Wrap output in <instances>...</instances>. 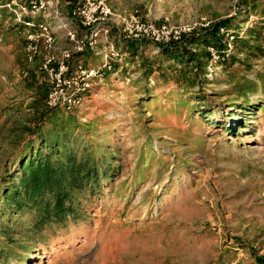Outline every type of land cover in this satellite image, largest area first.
<instances>
[{"label":"rangeland","instance_id":"obj_1","mask_svg":"<svg viewBox=\"0 0 264 264\" xmlns=\"http://www.w3.org/2000/svg\"><path fill=\"white\" fill-rule=\"evenodd\" d=\"M104 1L122 15L136 12L156 24H182L234 15L239 0ZM239 15L244 26L260 18L249 8ZM112 38L124 62L95 81L76 115L81 123L99 124L93 138L101 151L115 156L114 189L89 213L90 223L36 250L40 261L29 264H259L252 252L264 254V111L249 115L253 123L239 136L213 124H193L187 110L167 99L176 84L145 77L142 57L131 59L117 45L124 40ZM155 49H145L144 56L151 58ZM36 60L41 63V55ZM248 62L250 76L264 71V57ZM24 63L15 40L1 34L0 165L15 151L8 109L34 92ZM37 79L47 81L41 74ZM211 79L210 88L232 91L222 68ZM225 100L212 99L220 108ZM29 113L25 108L19 116ZM123 185L128 196L119 200L113 192ZM239 236L247 247L235 239Z\"/></svg>","mask_w":264,"mask_h":264},{"label":"trees","instance_id":"obj_2","mask_svg":"<svg viewBox=\"0 0 264 264\" xmlns=\"http://www.w3.org/2000/svg\"><path fill=\"white\" fill-rule=\"evenodd\" d=\"M67 1L72 5L76 0ZM260 6L261 0H239L234 15L212 21L167 44L128 40L117 45L133 60L142 57L145 77H163L176 84L167 99L187 110L193 124H213L217 130L239 136L253 123L250 116L264 111V71L250 76L248 70L252 67L250 58L264 57V8L259 10ZM247 8L260 14L253 26H244L246 19L239 15ZM34 19L39 21L42 16ZM25 30L6 8L5 0H0V35L13 38L17 49L23 51V65L34 89L29 100L8 109L13 114L9 131L15 134V151L0 165V264L40 261L35 257L36 250L56 245L78 225L90 223L89 213L112 193L117 169L114 154L101 151L102 144L94 141L99 124L81 123L76 115L94 85L82 94V105L49 106V83L37 79L40 74L46 77L39 60L29 63L26 59ZM112 34H116V28ZM150 46H156V52L148 58L144 50ZM120 52L123 59L115 62L116 68L124 62ZM72 62L96 67L90 51L74 55ZM218 68L227 73L231 92L210 88L211 76ZM223 96L224 106L213 105L212 99ZM25 108L30 113L19 116ZM142 178L140 174L134 187ZM125 186L113 192L119 200L128 196L124 194ZM235 239L242 247L249 244L240 236ZM252 253L259 264H264V254L258 255L255 250Z\"/></svg>","mask_w":264,"mask_h":264},{"label":"built area","instance_id":"obj_3","mask_svg":"<svg viewBox=\"0 0 264 264\" xmlns=\"http://www.w3.org/2000/svg\"><path fill=\"white\" fill-rule=\"evenodd\" d=\"M5 6L15 21L26 28L27 61L33 63L37 57H42L40 68L49 83L46 99L49 106L82 105V94L88 92L96 80L114 70L115 62L123 59L112 38L114 28L121 40H149L163 45L212 22L202 17L182 24L170 21L156 24L136 12L117 13L104 0H76L72 5L67 0H5ZM36 15H41L42 19L35 20ZM59 31L69 42L61 50L57 46ZM89 51L101 57V64L87 67L82 62H72L74 55ZM214 57L217 58L215 53Z\"/></svg>","mask_w":264,"mask_h":264},{"label":"crops","instance_id":"obj_4","mask_svg":"<svg viewBox=\"0 0 264 264\" xmlns=\"http://www.w3.org/2000/svg\"><path fill=\"white\" fill-rule=\"evenodd\" d=\"M57 38H58L57 46H58L59 50L65 48L69 45V42H68V40H67V38L63 32L59 31L57 34ZM90 54H92V56H94V58H95L94 66H98L99 64H101L102 59L99 55H96L95 52H90Z\"/></svg>","mask_w":264,"mask_h":264}]
</instances>
